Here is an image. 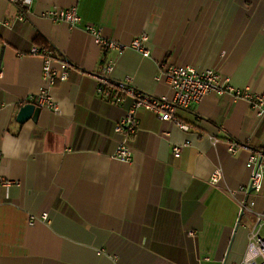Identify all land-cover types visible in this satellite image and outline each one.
<instances>
[{"label": "crops", "instance_id": "0c3cea01", "mask_svg": "<svg viewBox=\"0 0 264 264\" xmlns=\"http://www.w3.org/2000/svg\"><path fill=\"white\" fill-rule=\"evenodd\" d=\"M70 7L75 27L46 17ZM87 24L126 48L102 49ZM140 35L147 57L129 47ZM44 51L56 72L63 60L74 68L50 90L56 111L18 123L44 85ZM107 62L115 80L167 98L162 64L216 69L264 95V0H38L29 10L0 0V176L13 182L0 187V264H242L254 218L231 193L242 198L249 184L245 146L264 149V117L230 94L178 110L187 132L140 110L132 160L120 162L122 110L99 97L93 77ZM249 198L263 213L264 182Z\"/></svg>", "mask_w": 264, "mask_h": 264}, {"label": "built area", "instance_id": "2783aa9c", "mask_svg": "<svg viewBox=\"0 0 264 264\" xmlns=\"http://www.w3.org/2000/svg\"><path fill=\"white\" fill-rule=\"evenodd\" d=\"M12 3L19 4L22 8L29 10L32 2L38 0H8ZM46 17L53 21H61L67 23L70 27H75L80 23V17L77 14L76 7L70 8H54L48 10ZM2 25H8L3 23ZM84 29L90 33L96 43L106 50H116L121 52L126 46L112 40H106L100 37V32L92 25H85ZM146 41L145 35H140L134 39L130 48L136 50L142 56H149L148 49L144 46ZM31 52L39 55V50L33 47ZM43 68L42 79L43 87L34 97V103L41 108H49L57 110L50 90L57 81L64 82L67 78L68 71L73 67L72 64L63 60L60 63L61 72L58 73L52 66V56L49 51L42 52ZM113 68L111 62L103 64L97 73L93 74L97 84V94L99 97L116 107H120L122 115L114 125V132L119 135L113 158L129 163L132 160V148L130 145L131 138L139 130L138 112L147 110L153 112L162 122H171L180 130L189 131V125L183 123L176 117L178 110H185L198 104L203 98L209 94H230L234 98L244 99L249 102L250 106L255 110L257 118L264 117V95L253 94L248 89L235 88L229 84L228 79L222 78L216 69L199 70L193 66L175 67L173 65H160L161 74L165 77L168 86L173 91L172 98L149 94L134 87L129 80H115L111 77L110 72ZM3 71L0 67V80ZM160 77L157 78L159 80ZM33 102V98H30ZM217 140L214 139L213 143ZM183 146L175 145L172 153L175 158L181 154ZM250 155L246 162V167L250 169V181L247 186L240 188L243 195L239 198L235 192L231 193L232 198L236 200L240 206L241 212H248L253 215L254 225L248 233L246 247L242 259V264H264V212L256 213L253 211L254 202L249 198L251 191L259 192L264 182V149L247 148ZM237 144L230 142L228 150L234 154L237 151ZM2 155L0 152V161ZM220 176V170L216 169L210 181L217 183ZM11 181H6L0 176V187L10 186ZM45 217V214L43 215ZM33 221V217L30 218Z\"/></svg>", "mask_w": 264, "mask_h": 264}, {"label": "water", "instance_id": "95a60500", "mask_svg": "<svg viewBox=\"0 0 264 264\" xmlns=\"http://www.w3.org/2000/svg\"><path fill=\"white\" fill-rule=\"evenodd\" d=\"M41 110L42 108L34 103L24 104L19 108L16 121L18 123H24L29 119L36 121L38 116L40 115Z\"/></svg>", "mask_w": 264, "mask_h": 264}, {"label": "trees", "instance_id": "16d2710c", "mask_svg": "<svg viewBox=\"0 0 264 264\" xmlns=\"http://www.w3.org/2000/svg\"><path fill=\"white\" fill-rule=\"evenodd\" d=\"M50 49H51V47H50ZM53 49V48H52Z\"/></svg>", "mask_w": 264, "mask_h": 264}]
</instances>
